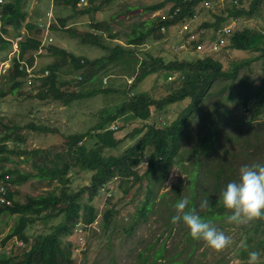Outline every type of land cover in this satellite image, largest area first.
Instances as JSON below:
<instances>
[{
	"label": "rangeland",
	"instance_id": "1",
	"mask_svg": "<svg viewBox=\"0 0 264 264\" xmlns=\"http://www.w3.org/2000/svg\"><path fill=\"white\" fill-rule=\"evenodd\" d=\"M95 1L98 2V0ZM162 1H164V7L172 3V0H113L107 5H102L101 13L98 15L102 24L100 30L96 32L101 33L104 43L110 46L116 42L124 43L127 33L133 26L139 23L142 28L147 24L143 23V20H149L153 15L162 11L159 9L146 12L142 10V5ZM250 1L241 0L245 6ZM79 2L81 6H84L87 0H79ZM228 3L230 0H212L208 8L200 5L201 9L198 11L197 19H186L182 23L170 25L164 30L165 34L160 40H149L141 46H130L134 53L130 54V57L127 55L128 59L130 61L135 58L140 60L141 52L144 50L150 52L153 57H161L163 62L211 57L221 64L222 69L227 70L232 62L254 56L255 52L229 48L227 44L230 32L222 35L218 32V28L227 25L230 31L243 27L253 30L263 29L264 0L259 4L257 14L254 16L226 19L216 29L202 25V22L212 23L216 16L224 14ZM52 5L50 0L22 1V7L26 12L25 20L21 24L22 30H24L23 25L26 21L36 23L39 29L41 27L44 29L40 30L42 34L38 35L40 47L37 50L38 55L31 64L35 73L58 58V55L50 50V45L58 46L65 51L91 60L104 53V50L96 46L77 42L63 30H49L47 27L50 23L56 22L59 25L57 18L70 13L68 8L62 9L58 5ZM117 12L121 15L112 18L111 15ZM81 17L83 18L80 19L85 18L84 15ZM73 25L80 31L91 30L89 22L85 20ZM7 31L10 33L5 36L11 41V46L0 51V144L5 145L0 152V157H7V159L0 162V170L1 167L10 170L6 178L11 181L19 171L23 174L38 172V169L31 164L29 156L22 151L32 148L49 151L53 155L52 158L59 164L66 159L65 137L69 134L85 132L100 118H103L104 114L113 113L116 110L115 120L105 125L111 123L117 125V128H112V130L115 131V137L122 138V141L117 146L102 149L104 155H115L127 147L136 145L143 136L146 126L162 127L169 124L187 104L186 100L172 103L146 119L131 117L126 113V109L122 111L121 104L135 91H147L154 98H160L179 84V74L159 70L146 75L134 86L130 85L134 81V76L131 74L138 63L131 67L130 72H126L128 70L126 67L113 65L111 68L110 64L108 68L98 71L95 79L97 81H87L81 73V68L70 67L68 57L64 62L59 61L61 64L57 76L69 84L62 87L67 94L70 90L89 93L94 87L103 83L104 77L107 81L104 83L107 84L106 87L114 89L108 93L81 96V100L74 98L75 100L69 104L53 100L50 95L45 98L39 97L37 91L41 83L40 78L33 81V86L23 81L19 87L12 89L11 85L14 82L6 74L14 56L12 49L16 47V42H14L16 33L14 34L15 31L11 27ZM109 32L117 33V38L108 39ZM262 60L261 58L252 61L248 68L242 67L237 72L232 80V101L227 98L229 90L225 89V84L229 80H214L208 87L212 93L207 96L197 111L194 117L195 122L189 123L186 127L187 132L184 134L182 147L188 150L194 142L198 141L199 134L205 132V129L211 125L210 121L214 117L223 121L221 141L224 147L226 145L231 152L223 153L222 160L225 163L226 158L232 166V183L242 195L231 209L226 210V216L222 220L209 222L207 229L194 237L195 241L186 240L185 231L188 228L183 221L179 218L170 220L173 197L177 191L184 192L187 182L186 170L177 164L170 167L159 189V192L166 191V196L157 195L152 210L143 218L136 216V220L139 221L130 234H126L123 228L134 219L137 207L141 204L144 192L143 183L140 186L131 187L129 192L124 194L118 178L114 177L104 183L103 188L96 195L89 198L86 186L90 185L93 172L74 165L66 171L68 181L64 186L56 179L29 176L23 181L14 182L8 190H11L13 196L20 200H25L26 195H39L47 191H53L56 195H60L62 190L70 194L80 193L77 220L73 229L63 235L61 242L63 248L71 250L74 264H169L168 260L173 256L175 259H181L182 264H264V242L251 249L249 257L240 258L237 254V249L241 246L243 239L247 235H252V230L247 228L250 225L249 217L252 216L249 210L258 205L264 206V178L259 184L253 182L264 172L263 167H256L264 162V112L247 122L248 124L237 118L246 119L250 115L252 97L248 99L246 95L252 93L262 77ZM83 61L80 60L81 63ZM8 64L9 66L4 71L5 65ZM31 65L28 64V66ZM87 69L85 67L84 71L87 72ZM243 76L247 78L240 86L238 81ZM242 100H246L245 106ZM244 107L248 110H244ZM222 108L230 109L231 113H220L219 110ZM151 111H154L153 108ZM27 123L42 125L48 130H31L25 127ZM4 124L11 127L17 124L19 128L14 132L10 128H5ZM137 128L143 131L131 136L130 132ZM8 132L10 135L3 140L2 137ZM83 143H86L88 147L96 144L95 139L88 140L87 138L83 140ZM149 145L146 146L151 149ZM211 145L216 144L212 142ZM56 153L60 155L58 158L55 157ZM146 159L144 158L138 166L140 172L144 170ZM121 184L124 183L121 182ZM166 201H169V204ZM107 209L111 216L109 224H105L103 219V214ZM91 214L92 222L85 224V218ZM233 214L237 217L235 218ZM175 215H178L177 211ZM16 219L15 214L0 213V258L16 254L21 249V241L15 236L2 243V239L15 224ZM60 219H62L61 216L46 220L36 218L26 227L25 233L32 237L39 232L48 231L50 226L58 223ZM261 221L264 219L261 218ZM259 237H264L262 222L253 241ZM161 244H163V250L154 259L155 249H158ZM139 252L142 256H138Z\"/></svg>",
	"mask_w": 264,
	"mask_h": 264
},
{
	"label": "trees",
	"instance_id": "2",
	"mask_svg": "<svg viewBox=\"0 0 264 264\" xmlns=\"http://www.w3.org/2000/svg\"><path fill=\"white\" fill-rule=\"evenodd\" d=\"M22 1L24 2L25 0H0V51L11 46V41L6 39L5 36L9 32L7 31L8 28L11 27L15 31L14 34L16 33V36H20V39L16 42L18 53L12 57L11 67L6 74L14 82L11 85L12 89L19 87L23 81H26L27 85L33 86V81L40 78L41 83L40 87H38L37 95L41 98L50 95L51 99L60 100L66 104L75 99L81 100V96L88 97L89 94L98 95L114 90L111 87H106L107 84L104 83H107V81L104 77L103 83L101 82L89 93H78L76 90H70L67 94V91L63 90L62 87L69 84L66 80L60 79L57 76V72L61 64L59 61L64 62L68 57L70 67L74 69L81 68V73L87 81H94L98 71L108 68L110 64L111 68H113V65L122 68L126 67L128 68L126 72H130L131 67L138 63L131 74L134 76V81L130 85L133 86L146 75L159 70L175 72L180 75L179 84L163 97L154 98L147 91H135L129 96L121 104V110L126 109V113L130 114L131 117L146 119L172 103L186 100L187 104L169 124L162 127L146 126L138 143L125 148L119 154H102L104 147H114L122 141V138L115 137V131L110 129L109 125H105L115 120V110L113 113L104 114L103 118H100L96 124L85 132L67 135L64 139L66 159H63L59 164L52 158L53 155L49 151L32 148L22 152L29 156L31 164L38 169V172L23 174L19 171L11 181L6 178L10 170L1 167L0 185L4 187V193L0 191V194H3L5 200L0 202V213L15 214L17 216L15 224L2 239V243L8 238L15 236L21 241V249L16 254L0 258V264H74L71 250L63 248L61 242L63 235L73 229V225L77 220V212L80 208L78 202L80 193L70 194L62 190L60 195H56L53 191H47L39 195H26L25 200H20L13 196L11 190H8L11 184L23 181L29 176L49 180L56 179L57 182L64 186L68 181L66 171L74 165H79L80 168L89 169L93 172L90 185L86 186L89 198L96 195L103 188L104 183L114 177L118 178V183L120 182L124 194L128 193L131 187L144 184L143 198L140 201L141 204L137 207L135 217L127 227L123 228L126 234L134 231L139 221L136 220V216L143 218L152 210L157 195L166 196V191L159 192V189L162 187L167 172L173 164L182 166L186 170L187 182L184 192L177 191L173 197L170 220L179 218L183 221V224L188 228L185 231L186 240L195 241L194 237L204 232L209 222L222 220L226 216V210L231 209L242 196L232 183V166L227 162L226 158L225 163L222 160L223 153L231 152L226 145L224 147L221 141L223 121L214 117L210 121L211 125L205 129V132L199 134L198 141L194 142L188 150L182 147L185 138L184 134L187 132V125L195 122L194 117H196L197 111L207 96L212 93L208 90V87L214 80H229L225 84V89L229 90L227 98L232 101V80L236 77L237 72L242 67L248 68L252 61L261 58L263 59L262 77L253 88L252 93L246 95L248 99L252 97L250 115L246 119L236 117L241 122L248 124L247 122L264 112V27L260 30L243 27L235 29L229 35L227 44L229 48L251 51L256 54L252 57L232 62L227 70L222 69L221 64L211 57L163 62L161 57H153L147 50L141 52L142 57L140 60L135 58V60L130 61L128 56L130 57V54L134 53L131 47L141 46L149 40H160L165 34L161 27L166 30L172 24L186 21L187 17H190L193 12L198 14L199 9H201L199 6L204 0H172L169 7L170 11L178 7L179 13H176L171 18L169 16L162 18L161 14L153 15L149 20L142 21L147 23L142 28L139 23L133 26L127 33L124 43L116 42L112 46L105 44L101 33L96 31L100 30V25L102 24L101 19L98 18L102 5H107L113 0H98V2L87 0L84 6H81L79 0H50L53 4L52 6L58 5L62 9L68 8L70 13L57 18L59 25L56 22L50 23L47 27L49 30H63L64 33L75 38L77 42L96 46L104 50V53L91 60L82 58L80 55L67 50L65 51L58 46L50 45V50L55 55H58L60 59L55 58L56 60L54 59L45 68L39 69L35 73L33 80L28 82L26 71L18 67V60H24L29 65L33 63L40 47L38 45V35L42 34L41 31L44 29L43 27L39 29L36 23L26 21L23 25L24 30H22L21 24L26 17ZM236 1L234 3L233 0H230V3L225 6L224 14L216 16L215 21L212 23L202 22V25L216 29L226 19L254 16L257 14L259 4L263 0H251L246 6L242 4L241 0ZM164 6V1H162L142 5L141 8L143 11L153 12L167 7ZM119 13L111 15V17L121 15ZM83 15L85 18L80 19L83 18L81 17ZM82 20L89 22L91 30L84 29L80 31L73 25ZM107 36L109 37L108 39L117 38V33L109 32ZM80 60H84V64ZM85 67L88 68L87 72L84 71ZM45 70H47L46 74L44 73ZM246 78V76H243L239 79L240 86L244 84ZM242 103H245L243 104L244 106L247 104L246 100H242ZM151 108H153L154 113ZM244 110H248V108L244 107ZM219 112L226 114L227 112L231 113V110L222 108ZM239 120H236V122H239ZM16 125L13 124L11 127L4 124L3 126L16 132L19 128ZM25 127L31 130H48L42 125H35L34 123H27ZM142 131V129L137 128L130 132V135L133 136V134H139ZM9 135L10 132L4 135L2 139H7ZM85 138L88 140L95 139L96 144L93 147H88L86 143H83ZM212 142L216 145L212 146ZM147 144H150L151 149L150 147L147 148ZM4 146L0 144V152ZM50 155L51 159H49ZM59 156L58 153L55 154L56 158ZM144 158H147L146 163L144 170L140 172L138 166ZM6 159L7 157H0V162ZM260 166L264 168V162L256 165L257 168ZM263 178L264 172L261 177L254 179L253 182L259 184ZM121 182L124 184H121ZM61 201L63 203H60ZM166 203L169 204V201H166ZM175 211L178 212V215H175ZM249 211L252 212V216L249 217L250 225L247 228L252 230V235H247L237 249V254L240 258L249 257V251L264 242V237H259L253 241L254 235L258 233L259 225L261 222L264 224V221H261V218L264 219V206L258 205ZM58 216H61L62 219L50 226L48 231L39 232L32 237L25 233L26 227L32 224L36 218L46 220ZM233 216L237 217L236 214H233ZM110 217L107 209L103 214L105 224H109ZM92 220V214L88 215L84 223H91ZM162 250L163 244L158 249H155L154 259L161 254ZM138 256H142L141 252L138 253ZM143 259L145 261V257ZM168 263L182 264L183 262L173 256L168 260Z\"/></svg>",
	"mask_w": 264,
	"mask_h": 264
},
{
	"label": "built area",
	"instance_id": "3",
	"mask_svg": "<svg viewBox=\"0 0 264 264\" xmlns=\"http://www.w3.org/2000/svg\"><path fill=\"white\" fill-rule=\"evenodd\" d=\"M211 1L212 0H204L201 5L203 7H205V8H208L210 6V4H211ZM233 2L236 3L237 1L236 0H233ZM169 7L170 6L164 8L162 11H160V12H158L156 14H161L162 18H166L167 16H169L171 18L176 13H179L180 12V10H178V7L175 8L173 11H170V8ZM197 17H198V14L196 12H193L190 17H187V19H193L194 20V19H197ZM231 19H234V18H231ZM161 29L162 30H165L164 27H161ZM218 32L219 33H222V35H223V33L224 34H228L229 32H230L229 34H231L233 32V30L231 29V31H230V27L227 26V25H225V27L218 28ZM19 39H20V36H16L14 42H17ZM17 53H18V47H17V43H16V47L14 46V48L12 49V54L17 55ZM8 66H9V64L8 65H5L4 71H6V69H7ZM18 67L19 68H23L26 71V73H27L26 77H27V81L28 82H30V81L33 80V77L35 76V72L33 71L32 65L31 66H28V64L24 60L19 59L18 60ZM44 73L46 74L47 71L45 70ZM108 127L110 129L115 128V127L117 128V125L115 126L114 123H111ZM0 191H1V193H4V187L1 186V185H0ZM4 200L5 199H4L3 194H0V202H3Z\"/></svg>",
	"mask_w": 264,
	"mask_h": 264
},
{
	"label": "crops",
	"instance_id": "4",
	"mask_svg": "<svg viewBox=\"0 0 264 264\" xmlns=\"http://www.w3.org/2000/svg\"><path fill=\"white\" fill-rule=\"evenodd\" d=\"M8 33H10V32H8Z\"/></svg>",
	"mask_w": 264,
	"mask_h": 264
},
{
	"label": "bare ground",
	"instance_id": "5",
	"mask_svg": "<svg viewBox=\"0 0 264 264\" xmlns=\"http://www.w3.org/2000/svg\"><path fill=\"white\" fill-rule=\"evenodd\" d=\"M47 71V70H46Z\"/></svg>",
	"mask_w": 264,
	"mask_h": 264
}]
</instances>
